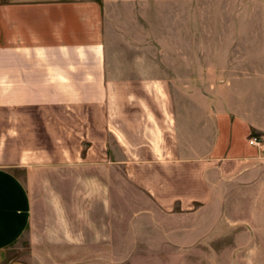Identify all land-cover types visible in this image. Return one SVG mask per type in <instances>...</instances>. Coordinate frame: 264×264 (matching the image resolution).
<instances>
[{"label":"crops","instance_id":"obj_1","mask_svg":"<svg viewBox=\"0 0 264 264\" xmlns=\"http://www.w3.org/2000/svg\"><path fill=\"white\" fill-rule=\"evenodd\" d=\"M119 201L263 247L264 0H0V264L120 257Z\"/></svg>","mask_w":264,"mask_h":264},{"label":"rangeland","instance_id":"obj_2","mask_svg":"<svg viewBox=\"0 0 264 264\" xmlns=\"http://www.w3.org/2000/svg\"><path fill=\"white\" fill-rule=\"evenodd\" d=\"M154 1L158 2L159 0ZM118 204L121 235L122 239H126L122 240L119 246L121 256L90 259L84 261V264L86 262L87 264H263L264 262L257 261L264 260V243L262 248L252 249L243 241L240 245L233 244L232 240L220 241L215 245L216 252L181 254L177 245L175 220L172 216H167L151 206L152 224L150 226L143 224L145 219L141 218L139 222H136V225L126 228L123 226V221L134 216L136 219L141 217L142 210L132 206L131 203L129 205L119 201ZM128 227L131 229L130 233L127 232ZM11 253L14 258L31 260V241L28 238L22 239L12 248ZM74 264H82V261L74 262Z\"/></svg>","mask_w":264,"mask_h":264},{"label":"built area","instance_id":"obj_3","mask_svg":"<svg viewBox=\"0 0 264 264\" xmlns=\"http://www.w3.org/2000/svg\"><path fill=\"white\" fill-rule=\"evenodd\" d=\"M250 144L253 145V146H257V147H260V145H263L261 140H258V139H255V138H251Z\"/></svg>","mask_w":264,"mask_h":264}]
</instances>
